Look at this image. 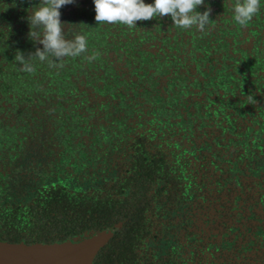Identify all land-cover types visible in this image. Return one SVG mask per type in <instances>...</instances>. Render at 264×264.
Wrapping results in <instances>:
<instances>
[{
  "label": "trees",
  "instance_id": "obj_1",
  "mask_svg": "<svg viewBox=\"0 0 264 264\" xmlns=\"http://www.w3.org/2000/svg\"><path fill=\"white\" fill-rule=\"evenodd\" d=\"M144 1L154 3V0ZM236 2L205 0V6L197 10L203 12L210 8L212 20L202 32L195 27L181 29L166 17V24L173 25L168 31L176 30L179 36L178 42L173 43L176 49L169 46L173 56H168L166 64L159 57L139 64L144 61L142 55L138 66H125L123 51L134 46V41L140 44L142 38L150 36L147 33L150 27L143 26L142 22H137L134 29L118 24V39L116 30L109 31L110 25L106 23L108 34L103 36L96 52L104 49L115 60L87 57L86 65L81 61L77 65L87 73L88 114L85 117L89 122L83 126L76 120L84 118L79 112L84 107L77 102L81 100V93L72 92L73 100H70L66 87L65 71H69L68 66L74 59L67 66H57L60 74L55 81L45 66L47 70L41 75L29 76L31 80L25 83L24 90H13L7 100V114H1L0 119V150L5 151L0 155V170H12L14 163H22L23 167L28 164L27 155L23 161H19L18 154L6 156L11 149L22 146L19 139L25 138L30 145L38 141L42 146L47 143L53 149L70 144L67 155L63 151L54 155L63 161L57 164L63 178H58L60 171H57L48 179L36 178L29 186L21 184L11 189L3 187L5 177L1 178L0 240L27 244L82 240L117 226L93 264H174L173 255L149 257L144 245L148 244L146 241L161 208L176 200L179 189L183 188L175 149L180 147V136L183 138V134L193 129L194 117L181 103L186 97L194 96L186 91V81H178L179 78L166 74L161 67L175 73L178 55L185 54L184 57L193 60L198 54V44L212 47L213 54L222 56L224 52L215 49L217 41L224 38L225 31L231 33L241 26L234 21L232 6ZM81 22H85L83 17L70 27L75 35L84 31ZM250 23L264 25V0H260V11ZM66 30L65 26L63 31L66 33ZM155 37L147 40L141 54L155 51L154 46L159 44ZM212 39L214 45L210 43ZM114 42L121 49L118 57L114 56ZM213 59L212 55L208 65H213ZM52 119L56 123L49 125ZM55 138L59 141L57 147L53 145ZM167 149L172 150L164 151Z\"/></svg>",
  "mask_w": 264,
  "mask_h": 264
},
{
  "label": "flooded vegetation",
  "instance_id": "obj_2",
  "mask_svg": "<svg viewBox=\"0 0 264 264\" xmlns=\"http://www.w3.org/2000/svg\"><path fill=\"white\" fill-rule=\"evenodd\" d=\"M41 6V0H0V119L1 114H7L9 95H13L14 89L24 90L25 83L31 80L29 76L41 75L48 66L52 81H55L60 74L57 66L69 65L74 59L68 66L69 71H65L68 74L66 87L70 100H73V93H81V100L77 102L84 107L79 109L84 118L76 120L83 126L89 122L85 117L88 114L87 73L77 65L79 61L86 65L87 57L93 55L115 60L104 49L99 48L96 52L99 42L103 43V36L108 34L106 23L95 21L93 0H75L62 7L61 21H65L68 39L74 37L70 28L72 23L83 17L84 31L79 35L87 37V51L80 55L81 58L55 60L49 57L42 62L34 55L28 56L36 48L43 47L29 35L30 31L42 32L43 29L31 28L28 20L32 11ZM165 19L157 17L142 21L143 26L150 27L147 29L150 36L142 38L140 44L134 41V46L123 51L125 66H138L137 61L142 55L144 61L139 64L158 57L166 64L168 56H173L169 46L175 50L173 43L178 42L179 36L176 30L168 31L173 25L168 26ZM109 25L107 29L116 30L119 39L118 24ZM156 32L159 36L155 37ZM153 36L159 41L154 46L155 51L141 54L147 40ZM197 40L204 43L200 37ZM116 43L112 46L114 56L118 57L121 49ZM196 48L198 54L193 60L184 57L185 54L178 55L175 73L161 67L166 74L188 84L186 91L194 97H186L181 105L194 119H191L193 129L183 134V138L180 136V147L175 149L183 188L179 189L176 200L159 211L144 250L151 258L173 255L174 264H264V25L249 22L234 32L225 31L224 38L215 46L224 52L222 56L213 54V48L208 49L207 45L198 44ZM18 51L24 53L32 71L22 70L23 65L15 58ZM212 55L213 65H208ZM234 63L236 66H232ZM52 120L49 125L56 123ZM19 140L22 146L11 149L6 156L18 154L19 161H23L27 155L28 164L23 167L22 163H14L12 170L1 168L0 181L5 177L6 184L0 183V187L29 186L36 178L39 181L48 179L57 171H60L58 178L64 177L63 171L57 168L63 161L55 156L58 151L67 155L70 143L58 149L59 141L55 138L53 145L57 148L53 149L47 147V143L42 146L43 143L38 141V144L30 145L25 138ZM66 140L68 142L69 138ZM63 144L65 142H61ZM2 152L5 151L0 150V155Z\"/></svg>",
  "mask_w": 264,
  "mask_h": 264
},
{
  "label": "clouds",
  "instance_id": "obj_3",
  "mask_svg": "<svg viewBox=\"0 0 264 264\" xmlns=\"http://www.w3.org/2000/svg\"><path fill=\"white\" fill-rule=\"evenodd\" d=\"M42 5L32 11L28 17L31 28L43 31H30V37L42 48H36L28 56H36L40 61L49 57L62 60L67 57H77L87 51L88 42L85 35H75L73 39L66 38L63 31L65 25L61 22L60 9L73 4L75 0H41ZM95 6V21L97 24H124L132 28L137 22L149 21L154 18L170 17L177 27L189 30L195 27L204 31L210 24L211 9L200 12L197 9L205 6V0H154L146 4L144 0H93ZM234 21L246 26L260 11V0H237L232 6ZM15 58L23 65V71H32V65L26 61L24 53L18 51ZM93 55L89 59L94 60Z\"/></svg>",
  "mask_w": 264,
  "mask_h": 264
},
{
  "label": "water",
  "instance_id": "obj_4",
  "mask_svg": "<svg viewBox=\"0 0 264 264\" xmlns=\"http://www.w3.org/2000/svg\"><path fill=\"white\" fill-rule=\"evenodd\" d=\"M117 228L82 240L31 244L0 240V264H93Z\"/></svg>",
  "mask_w": 264,
  "mask_h": 264
}]
</instances>
